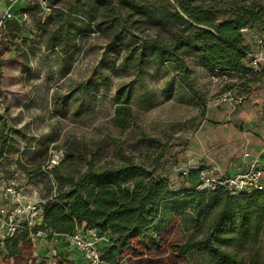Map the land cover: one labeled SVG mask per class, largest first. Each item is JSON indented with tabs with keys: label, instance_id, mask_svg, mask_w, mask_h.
Returning a JSON list of instances; mask_svg holds the SVG:
<instances>
[{
	"label": "rangeland",
	"instance_id": "374dc122",
	"mask_svg": "<svg viewBox=\"0 0 264 264\" xmlns=\"http://www.w3.org/2000/svg\"><path fill=\"white\" fill-rule=\"evenodd\" d=\"M48 1L53 7L49 14L36 0L11 5L28 14L17 28L3 15L10 1L0 0V114L9 131L0 143L1 178L17 176L31 195L46 200L48 182L56 184L55 169L64 177L78 175L89 163L117 165L124 156L169 180L174 188L181 187L182 172L190 167L216 165L218 175H227L237 158L233 146H243L242 139L229 133L245 129L253 109L247 100L262 91L263 80L254 69L245 77L234 74L218 82L201 56L187 51L183 58L199 92L181 83L178 60L147 46L150 38L175 44L182 27L160 17L167 7L174 10L177 0H137L155 9V16L134 13L120 0ZM251 1L196 3L212 7L222 20ZM62 23H68V30L60 31ZM263 26L257 24L254 30L261 32ZM68 38L72 49L63 53L62 43H54ZM228 90L236 93L237 102L218 101ZM120 105L124 109L118 114ZM206 124L210 129L203 128ZM223 125L233 129L222 131ZM56 153L58 162L49 164ZM214 210L199 224L190 209L178 213L161 233L159 245L142 252L136 244L135 251L125 250L119 264H210L206 250L182 254L178 245L193 236L216 234L211 226ZM8 238L0 232V264H65L72 254L38 232L19 238V252L12 251ZM221 245L247 262L259 250L264 264V227L256 244L244 236Z\"/></svg>",
	"mask_w": 264,
	"mask_h": 264
},
{
	"label": "trees",
	"instance_id": "16d2710c",
	"mask_svg": "<svg viewBox=\"0 0 264 264\" xmlns=\"http://www.w3.org/2000/svg\"><path fill=\"white\" fill-rule=\"evenodd\" d=\"M197 1L177 0L174 10L167 7L161 14L160 18L165 16L182 27L174 45H165L153 38L147 40L150 48L178 60L180 82L195 92L198 88L183 58L184 52L201 56V62L213 73L219 70L245 77L253 68L246 66L245 62L252 44L244 30H251L257 36L264 33V26L261 32L254 30L257 24L264 23V4L256 0H252L250 6H237L232 16L222 20L212 7H205ZM120 2L134 13L158 14L147 3L137 0ZM14 11L20 10L14 8ZM9 20L20 27L19 20ZM124 25L125 31H129L127 23ZM60 29L68 30V23H62ZM70 41V38L63 39L54 45L62 43L63 53H67L72 49ZM141 54V58L145 56L144 51ZM122 109L123 105L117 108L118 114ZM6 126L0 114V143L7 140L9 131ZM3 149L4 146H0V150ZM204 169L190 167L186 173L182 172L183 179L178 188L130 156H124L123 162L117 165L97 167L89 163L87 169L78 175L64 177L55 169L57 187L54 189L55 185L48 182L50 196L43 203L45 215L33 232L48 230L61 235L74 232L81 225L95 228L107 240L110 238L109 244L107 241L104 245L103 256L112 264H119L125 250L133 248L135 251L136 244L142 252L159 245L161 233L178 213L190 209L194 223L199 224L210 209H215L211 226L216 234L189 238L178 245L180 253L204 249L209 254L210 264H261L259 250L254 251V256L247 262L238 256L237 251L221 244L244 236L250 237L254 244L258 242L264 227V190L231 194L222 185L201 188ZM29 231L26 228L21 235L8 238L7 242H13V252L20 251L18 240ZM214 237L218 240L214 241Z\"/></svg>",
	"mask_w": 264,
	"mask_h": 264
},
{
	"label": "built area",
	"instance_id": "2783aa9c",
	"mask_svg": "<svg viewBox=\"0 0 264 264\" xmlns=\"http://www.w3.org/2000/svg\"><path fill=\"white\" fill-rule=\"evenodd\" d=\"M10 6L4 11L5 19H24L28 14L26 11H14L11 5L17 4L20 0H9ZM22 1V0H21ZM36 4L43 13L49 14L53 7L48 0H36ZM246 58V66L257 69L264 65V36L259 35L255 39ZM230 73L216 70L212 73L215 81L222 82L229 78ZM219 102L235 103L238 101L236 93L231 90L225 91L218 97ZM245 158L248 159L246 166L230 175H218L219 168L216 165L207 166L201 173L203 183L201 188H216L217 185L227 187L231 194L241 192H253L264 190V165L258 158L252 157L249 151H245ZM59 155L54 154L49 164L58 162ZM186 173V170H184ZM45 199L31 195L26 183L19 177H0V232L13 237L24 229L28 228L30 236H34V228L42 223L44 214L43 203ZM40 235L62 237L72 248L79 251L85 264H112L103 256V249L107 239L105 236L92 227H79L74 232L57 235L50 231H38Z\"/></svg>",
	"mask_w": 264,
	"mask_h": 264
},
{
	"label": "crops",
	"instance_id": "0c3cea01",
	"mask_svg": "<svg viewBox=\"0 0 264 264\" xmlns=\"http://www.w3.org/2000/svg\"><path fill=\"white\" fill-rule=\"evenodd\" d=\"M244 33L248 38V41L251 42L252 46L255 45V39L257 35H255V33L251 30L249 31L247 29L244 30ZM261 35L264 36V33ZM253 73L257 74L256 76H259L261 80H263L261 83L262 91L259 96L253 94L247 100L248 104L251 106L250 108L253 109L250 111L251 114L249 115V120L247 122V126H245V129L234 130V133H229L230 135H234L235 138L239 137L242 139L241 142H243V146H233L232 151L234 153L236 152L237 158L231 162V168L227 173L228 175L238 172L246 166L248 159L245 158V155H243L245 151H249L252 157L258 158L261 161V164L264 165V65H262L260 68L254 69ZM203 128L210 129V126L206 124L203 125ZM227 129L231 130L233 128L230 125H223L222 131ZM239 148H242L241 154L237 153ZM41 236H43V238H48V236H50L52 242L53 240H57L62 247L72 251V254L66 257L65 264H85V261L79 251L69 246L62 237L59 236L56 239L51 235Z\"/></svg>",
	"mask_w": 264,
	"mask_h": 264
}]
</instances>
